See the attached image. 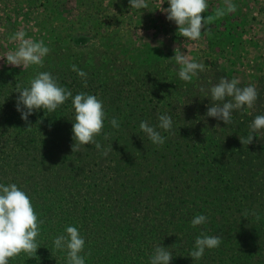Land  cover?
<instances>
[{
	"label": "trees",
	"instance_id": "obj_1",
	"mask_svg": "<svg viewBox=\"0 0 264 264\" xmlns=\"http://www.w3.org/2000/svg\"><path fill=\"white\" fill-rule=\"evenodd\" d=\"M73 65L87 74V87ZM65 67L53 71L50 66L49 72L73 96L85 92L103 101L104 132L110 138L97 140L104 148L112 144L113 151L104 156L87 145L73 153L71 99L54 112H34L32 129L26 131L17 97L6 91L17 84L28 87L34 77L27 79L32 74L18 70L0 81V183H15L25 191L43 221L37 253H22L9 264H67L66 252L53 244L66 226L84 236L86 264H150L158 246L154 236L161 232L168 234L161 246L171 248L170 264H264V129L253 134L250 145L240 142L255 117L264 115V77L240 84H255L258 99L252 109L234 111L225 125L206 116L211 96L200 91L221 77L232 79L212 64L191 82L179 78V65L162 62L114 65L82 54ZM158 114L173 120L171 134L157 129L165 137L162 146L139 128L142 120L158 125ZM111 118L119 128L111 126ZM33 134L38 138L24 141ZM165 193L169 212L161 217ZM200 214L207 223L192 227L191 220ZM202 232L220 236L222 244L194 261L189 254Z\"/></svg>",
	"mask_w": 264,
	"mask_h": 264
},
{
	"label": "rangeland",
	"instance_id": "obj_2",
	"mask_svg": "<svg viewBox=\"0 0 264 264\" xmlns=\"http://www.w3.org/2000/svg\"><path fill=\"white\" fill-rule=\"evenodd\" d=\"M146 2V9H132L129 0H0V58L16 50V44L9 38L18 30H23L26 38L43 40L51 49L43 67L30 65L23 69L0 60V81L18 70L32 74L29 79L39 69L49 72L50 66L53 71L66 69L65 65L71 61H80L82 54L89 55V61L101 57L114 65L125 61L143 65L176 64L171 60L176 47L197 62H203L205 71L212 64L231 78H239L241 83L264 77V0H233L237 11L214 19L208 26L210 33L198 41H186L179 36L177 25L160 11L163 3V8L170 7L166 0ZM208 3L209 11L202 15L214 14L224 0H208ZM6 93L11 98L19 96L16 86ZM11 130L16 132L15 128ZM37 138L33 134L24 141ZM168 196L167 193L161 196L164 200L161 217L169 212L165 204ZM158 223L162 222L158 220ZM184 226L185 223L177 228ZM176 231L175 228L170 233ZM166 235L156 234L154 244L163 245Z\"/></svg>",
	"mask_w": 264,
	"mask_h": 264
},
{
	"label": "clouds",
	"instance_id": "obj_3",
	"mask_svg": "<svg viewBox=\"0 0 264 264\" xmlns=\"http://www.w3.org/2000/svg\"><path fill=\"white\" fill-rule=\"evenodd\" d=\"M170 5L160 11L166 15L170 22H174L178 27L179 36L186 38V41H198L202 35L210 33L208 27L214 19H219L227 14L237 11V5L233 0H224L222 7H217L212 15H202L209 11L208 0H166ZM133 9H146V0H129ZM16 44L15 51H9L0 60H6L8 65L22 67L30 65L43 67L44 58L47 57L51 49L47 47L43 40L36 42L31 38H26L23 30H18L9 38ZM174 60L179 65L178 76L185 82H191L194 76L205 70L203 62H197L188 54H185L179 47L174 49ZM72 71L84 78V86L87 87V74L76 65L72 66ZM239 78L228 79L221 77L219 82L210 89L200 88L202 93L210 92L212 104L208 107L206 116L223 121L225 125L232 122V114L236 110H242L246 106L252 109L258 99V91L255 84L240 87ZM19 96L16 101V110L20 113L22 120L28 125L26 131H31L32 126L29 117L39 110L54 112L58 107L71 99L75 111L72 127L74 141L72 145L73 153L80 150L82 146L93 145L102 155L107 156L113 151L112 144L104 148L97 137L103 135L105 140L110 138V133H105V120L108 119L104 108V103L96 95L85 92L73 93L66 87L61 86L58 78L51 72H39L30 80L29 86L21 88L16 85ZM158 125H150L147 120H142L139 124L140 130L147 135L154 145L162 146L165 137L161 131L173 132V120L170 115L158 114ZM109 123L113 128H119V121L111 118ZM219 127V125H217ZM250 132L247 139L240 137L242 145H250L259 130L264 129V115H257L250 124ZM249 212L246 210L243 217L247 218ZM251 215L257 220L260 215L252 211ZM208 217L196 215L191 220V226L196 227L207 223ZM43 221L39 218L32 204L30 196L21 190L15 183L4 185L0 183V264H9L12 258L24 253L28 255L36 254L40 248L38 237L41 234ZM57 250L65 251L67 264H86L85 238L75 226H66L64 234L58 235L53 241ZM222 244V238L215 235H207L202 232L195 239L194 249L189 256L198 261L203 258L206 249L212 250ZM174 247V246H173ZM172 247V248H173ZM171 248L158 245L150 257V264H170L173 259ZM91 253L89 252L88 255Z\"/></svg>",
	"mask_w": 264,
	"mask_h": 264
}]
</instances>
